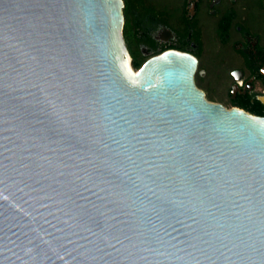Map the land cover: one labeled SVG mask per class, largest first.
<instances>
[{
	"label": "water",
	"instance_id": "95a60500",
	"mask_svg": "<svg viewBox=\"0 0 264 264\" xmlns=\"http://www.w3.org/2000/svg\"><path fill=\"white\" fill-rule=\"evenodd\" d=\"M123 0H0V264H264V116L136 70Z\"/></svg>",
	"mask_w": 264,
	"mask_h": 264
},
{
	"label": "flooded vegetation",
	"instance_id": "af4514ba",
	"mask_svg": "<svg viewBox=\"0 0 264 264\" xmlns=\"http://www.w3.org/2000/svg\"><path fill=\"white\" fill-rule=\"evenodd\" d=\"M123 2L134 70L166 50L189 53L197 59L194 86L205 100L264 116V1Z\"/></svg>",
	"mask_w": 264,
	"mask_h": 264
},
{
	"label": "trees",
	"instance_id": "16d2710c",
	"mask_svg": "<svg viewBox=\"0 0 264 264\" xmlns=\"http://www.w3.org/2000/svg\"><path fill=\"white\" fill-rule=\"evenodd\" d=\"M124 1H125V3L128 2V0H124ZM262 1H264V0H262ZM123 12H124V16H125L126 21H127V19H128V14H129V9H128L127 6L124 7Z\"/></svg>",
	"mask_w": 264,
	"mask_h": 264
},
{
	"label": "rangeland",
	"instance_id": "374dc122",
	"mask_svg": "<svg viewBox=\"0 0 264 264\" xmlns=\"http://www.w3.org/2000/svg\"><path fill=\"white\" fill-rule=\"evenodd\" d=\"M153 1H155V2H158V3H162V2H165V1H168V0H153ZM130 15L128 14V19L130 18L129 17ZM127 19V20H128ZM131 26V25H130ZM130 26H129V28H130Z\"/></svg>",
	"mask_w": 264,
	"mask_h": 264
}]
</instances>
